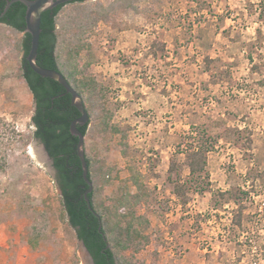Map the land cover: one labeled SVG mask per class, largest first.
Returning <instances> with one entry per match:
<instances>
[{
	"label": "rangeland",
	"instance_id": "rangeland-1",
	"mask_svg": "<svg viewBox=\"0 0 264 264\" xmlns=\"http://www.w3.org/2000/svg\"><path fill=\"white\" fill-rule=\"evenodd\" d=\"M55 28L61 71L90 84L116 264H264V0H86ZM22 38L0 23V264H91L33 136Z\"/></svg>",
	"mask_w": 264,
	"mask_h": 264
},
{
	"label": "trees",
	"instance_id": "trees-1",
	"mask_svg": "<svg viewBox=\"0 0 264 264\" xmlns=\"http://www.w3.org/2000/svg\"><path fill=\"white\" fill-rule=\"evenodd\" d=\"M8 1L0 0V14ZM85 1L74 0L65 5L82 4ZM65 5H59L41 15V33L36 63L41 67L56 70L66 78L72 88L82 97L90 120L91 114L82 96L83 91L90 88V84L84 85L82 82H77L78 80H74L76 84H73L70 77L61 71L56 54V18ZM25 11L26 7L22 3H13L0 19V23L23 34L20 45L23 52L21 70L22 77L34 100V111L31 117V123L35 128L33 136L40 140L52 160L68 223L75 230L77 239L83 242L94 264H116L106 238L104 240L102 237V234L105 236L103 226L102 234L98 231L101 216L98 215L93 203L94 188L88 196L97 216L87 208L83 198L87 185L83 181L81 163L76 152L78 138L70 132L71 122L79 117L80 113L72 105L70 94L66 93L59 83L37 75L29 67L26 56L30 48V36L25 32ZM88 124L78 127L84 136H86ZM84 152L89 169L88 177L92 181L91 162L85 149V139Z\"/></svg>",
	"mask_w": 264,
	"mask_h": 264
},
{
	"label": "water",
	"instance_id": "water-1",
	"mask_svg": "<svg viewBox=\"0 0 264 264\" xmlns=\"http://www.w3.org/2000/svg\"><path fill=\"white\" fill-rule=\"evenodd\" d=\"M74 0H9L2 13L0 14V19L5 15V13L8 11L10 6L13 3L19 2L22 3L26 7L25 11V32L29 34L30 36V48L29 52L26 56V61L31 68V70L36 73L37 75L44 77V78H49L54 80L55 82L59 83L66 91V93L70 94L71 96V103L72 105L79 111L80 116L74 119L71 124H70V132L72 135L76 136L78 138L77 142V147H76V152L77 156L80 160L81 163V168H82V178L85 184L87 185V189L84 191L83 198L86 203L87 208L95 214L94 210L92 209L91 206V201L89 198V194L92 193L93 191V184L90 178L88 177L89 174V169L88 165L86 162V157H85V152H84V139L85 136L82 134V132L78 129L80 126H84L89 123V115L85 109V106L83 104L82 97L76 90L72 88V86L69 84V82L66 80V78L58 71L53 70V69H47L44 67H41L37 65L36 63V58H37V52H38V47H39V39H40V33H41V15L48 11L51 10L59 5H65L69 2H72ZM38 140V139H37ZM38 142L41 144V152L48 158L50 159L48 153L46 152L44 146L38 140ZM52 162V160L50 159ZM53 167V165H52ZM54 169V167H53ZM55 170V169H54ZM56 172V171H55ZM96 215V214H95ZM97 216V215H96ZM102 229V224L101 221L99 220V227L98 231L101 232ZM102 234V232H101ZM103 239L105 240L104 234H102ZM82 247L84 248V253L90 260L91 264H94L93 258L90 255L89 251L81 242Z\"/></svg>",
	"mask_w": 264,
	"mask_h": 264
},
{
	"label": "bare ground",
	"instance_id": "bare-ground-1",
	"mask_svg": "<svg viewBox=\"0 0 264 264\" xmlns=\"http://www.w3.org/2000/svg\"><path fill=\"white\" fill-rule=\"evenodd\" d=\"M36 154V153H35ZM39 158V157H38Z\"/></svg>",
	"mask_w": 264,
	"mask_h": 264
}]
</instances>
